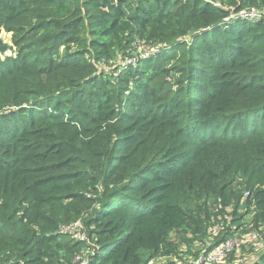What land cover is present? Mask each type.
<instances>
[{
	"label": "trees",
	"instance_id": "obj_1",
	"mask_svg": "<svg viewBox=\"0 0 264 264\" xmlns=\"http://www.w3.org/2000/svg\"><path fill=\"white\" fill-rule=\"evenodd\" d=\"M260 228L264 0H0V264H264Z\"/></svg>",
	"mask_w": 264,
	"mask_h": 264
},
{
	"label": "built area",
	"instance_id": "obj_2",
	"mask_svg": "<svg viewBox=\"0 0 264 264\" xmlns=\"http://www.w3.org/2000/svg\"><path fill=\"white\" fill-rule=\"evenodd\" d=\"M248 15L255 17L254 13H250ZM60 228L64 232H70L74 235H77L81 239L86 238V232L84 230H80L79 222L77 221L62 225ZM224 228L225 226L223 225L215 224L211 227L210 233L213 236H216L217 233ZM242 243V238L237 235L227 237L222 242H215L211 244V247L208 251L199 252L195 258L190 260H187L188 258L184 259L183 264H224L226 260H228L230 253L236 249H239ZM87 261L88 260L85 258L83 253L75 257V262L78 264H87Z\"/></svg>",
	"mask_w": 264,
	"mask_h": 264
},
{
	"label": "rangeland",
	"instance_id": "obj_3",
	"mask_svg": "<svg viewBox=\"0 0 264 264\" xmlns=\"http://www.w3.org/2000/svg\"><path fill=\"white\" fill-rule=\"evenodd\" d=\"M1 36H2V38L4 39V41H6V42H8L10 45H12V43H11V34H10V33H7V32L2 31V32H1ZM146 49H147V47L141 46V50H146ZM141 50H140V51H141ZM141 52H142L141 55L143 56L145 51H141ZM6 53H7V54H10V51H7ZM238 213H240V214L243 213V217H241L240 215H238L239 218H238V219H235L234 221H241L246 215H250V214H251V212L246 213V212L244 211V209H240V210L238 211ZM227 217L229 218V219L227 220V222H230L231 218L233 217V213H232L231 209H228ZM251 219H252V218H251ZM251 219H249V220H247V221L244 220V222L242 223V226H247V227H249V230H252V229H250V228H254V229H255V227H254L253 225L250 224ZM226 224H227V223H226ZM263 231H264L263 228L257 229V230L255 231V234H256V236H257V242L254 241V239H255V235L252 234V235L250 236V238H253V241H252L253 244H254V245H253V249L255 248V249H254L255 251H252V252L254 253V255H251V258L249 259V261H250V260H254V259H256L257 254L260 253L261 250H262V242H259V241H258V238L260 239V238L264 235ZM253 233H254V232H253ZM242 239H243V237H242ZM184 248H185V247H184ZM191 248H192V250H193V249H194V250H198V249L200 248V244H199V243H195V244H193V245L191 246ZM185 250H187V249H183V251L180 252V255L182 256L180 261L174 258V259L176 260L177 264H183L184 258L186 257L185 254H187V253H185ZM192 250H191V251H192ZM198 253H199V252H198ZM198 253H197V254H198ZM197 254H196V255H197ZM243 254H247V255H249V252H247V253H243ZM243 254H242V255H243ZM196 255H195V256H191V254H189L187 260H190V259L195 258ZM245 257H246V255H245ZM172 258H173V257H172ZM246 258H247V257H246ZM167 260H168V258H166V257H162V258H159V259L154 260V261H153V264H163V263L166 262ZM224 264H246V263H245V261H243V259H242L241 257H239L238 259H236V260L233 261V262H229L228 260H226V262H225Z\"/></svg>",
	"mask_w": 264,
	"mask_h": 264
},
{
	"label": "water",
	"instance_id": "obj_4",
	"mask_svg": "<svg viewBox=\"0 0 264 264\" xmlns=\"http://www.w3.org/2000/svg\"><path fill=\"white\" fill-rule=\"evenodd\" d=\"M93 247H94V251H96L97 248L95 246H93Z\"/></svg>",
	"mask_w": 264,
	"mask_h": 264
}]
</instances>
